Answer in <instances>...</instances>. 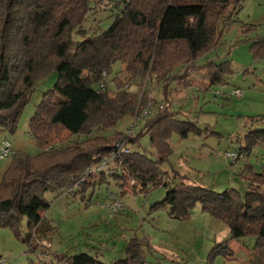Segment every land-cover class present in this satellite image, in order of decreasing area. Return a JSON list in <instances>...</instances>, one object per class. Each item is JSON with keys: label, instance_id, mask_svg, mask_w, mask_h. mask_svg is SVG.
Listing matches in <instances>:
<instances>
[{"label": "trees", "instance_id": "1", "mask_svg": "<svg viewBox=\"0 0 264 264\" xmlns=\"http://www.w3.org/2000/svg\"><path fill=\"white\" fill-rule=\"evenodd\" d=\"M242 1L124 0L108 28L90 31L81 28L89 10L86 0H0V131H14L34 86L49 73H57L56 83L43 93L29 120L30 133L41 151L35 157L13 152L2 174L0 227L10 228L19 237L21 220L27 218L30 233L25 242L34 248L31 237L49 207L44 194L89 183L92 168L100 167L116 142L134 144L147 133L156 158L130 150L109 163L114 166L112 175L133 191L168 188L156 205L168 210L171 218L186 219L199 202L204 212L227 225L231 239L254 236L246 264H264V171L250 172L244 198L235 189L215 193L170 180L161 167L173 152L171 135L202 132L196 123L178 119V112L159 106L144 119L136 136L133 132L111 137L94 134L63 148H41L53 128L69 135H89L115 127L125 116L135 117L142 109L139 92L147 75L168 85L183 80L191 65L205 67L210 84L225 86L232 72L228 63L207 61L197 66V60L219 44L221 24L231 21ZM74 33L80 39H74ZM252 51L255 57L264 54V40L253 41ZM116 62L123 65L128 85L136 90L121 81L109 88L107 78ZM102 72L107 78L99 89ZM250 120L262 124L264 116ZM116 136L120 137L113 142ZM245 141L246 149L264 144V129L249 131ZM127 250L129 255L132 250ZM217 253L226 258L233 254L226 244L216 245L211 255ZM57 257L66 264H103L86 253Z\"/></svg>", "mask_w": 264, "mask_h": 264}, {"label": "rangeland", "instance_id": "2", "mask_svg": "<svg viewBox=\"0 0 264 264\" xmlns=\"http://www.w3.org/2000/svg\"><path fill=\"white\" fill-rule=\"evenodd\" d=\"M86 1L89 10L81 28L91 31L108 28L124 0ZM220 28L219 44L199 58L197 66L207 61L228 63L232 72L225 86L210 84L205 67L188 65L185 78L168 85L158 84L147 75L139 98L141 108L150 105L153 113L161 106L178 112V119L196 123L202 130L199 135L187 137L171 135L173 152L161 167L170 180H182L215 193L235 189L244 198L250 172L264 171V144L246 149L245 141L249 131L264 129V123L251 124L250 120L264 116V54L255 57L252 51L253 41L264 40V0H243L231 21ZM72 37L80 39L75 33ZM128 77L123 65L116 62L107 78L109 88L114 89V81L128 85ZM56 81L55 71L40 80L22 108L14 131H0V141L7 140L13 152L35 157L41 151L30 133L29 120L43 93ZM234 89L241 91L240 97L232 95ZM134 119L125 116L115 127L89 135H69L53 128L41 148H63L94 134H127ZM144 122L143 118L137 119L134 136ZM119 137H113V142ZM129 147L132 152L156 158L147 133ZM218 152L234 153L237 158H223ZM10 161L11 157L0 161V180ZM113 167V163L94 167L89 183L44 194L49 207L42 212L43 224L31 237L34 248L25 242L30 233L27 218L21 220L19 237L10 228L0 227V258L7 264H66L57 255L80 253L96 257L103 264H246L251 258L254 236L231 239L227 225L204 212L199 202L186 219L171 218L168 210L156 205L166 197L168 188L150 186L146 191H133L130 186H122L118 175H112ZM175 174L177 177L171 178ZM114 199L120 207L113 211L110 207ZM218 244H226L233 254L227 258L219 253L211 255ZM129 247L132 255L127 253Z\"/></svg>", "mask_w": 264, "mask_h": 264}, {"label": "built area", "instance_id": "3", "mask_svg": "<svg viewBox=\"0 0 264 264\" xmlns=\"http://www.w3.org/2000/svg\"><path fill=\"white\" fill-rule=\"evenodd\" d=\"M107 78V75H106V72H102V75H101V80L99 81L98 83V88L99 89H103L105 87V79ZM145 87H144V91H145ZM241 91L239 89H234L233 92H232V95L236 96V97H240L241 96ZM151 114V106L148 105L146 106L144 109L142 108L141 109V112L138 113L134 118V122L131 126V128L129 129V132L127 133L128 136H130L133 132V129L135 128V123L137 122V119L138 118H147L149 117ZM130 147L128 145V142L127 140H123V141H119V142H116L115 145H114V148L110 154L109 157L105 158L103 160V162H101V165L99 168L101 167H107L109 165V163L113 162V160L115 158H117L118 156H120L121 154H127L130 152ZM13 155V150L11 149V145L10 143L7 141V140H1L0 141V161L1 160H5V159H8L10 158L11 156ZM218 156H221L223 158H228V159H236L237 158V155L234 154V153H229V152H226V153H221V152H218L217 153ZM261 161H264V156H262V159ZM117 207H120V202L116 199H114V203L113 205H111L110 208H112V210L114 211L115 208ZM0 264H7V260L4 259V258H0Z\"/></svg>", "mask_w": 264, "mask_h": 264}]
</instances>
